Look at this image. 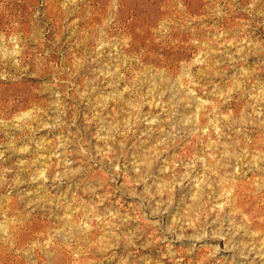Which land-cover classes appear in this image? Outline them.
<instances>
[{
  "label": "rangeland",
  "instance_id": "1",
  "mask_svg": "<svg viewBox=\"0 0 264 264\" xmlns=\"http://www.w3.org/2000/svg\"><path fill=\"white\" fill-rule=\"evenodd\" d=\"M0 264H264V0H0Z\"/></svg>",
  "mask_w": 264,
  "mask_h": 264
},
{
  "label": "bare ground",
  "instance_id": "2",
  "mask_svg": "<svg viewBox=\"0 0 264 264\" xmlns=\"http://www.w3.org/2000/svg\"><path fill=\"white\" fill-rule=\"evenodd\" d=\"M254 215V214H253ZM252 216V215H251ZM99 228V227H98Z\"/></svg>",
  "mask_w": 264,
  "mask_h": 264
}]
</instances>
